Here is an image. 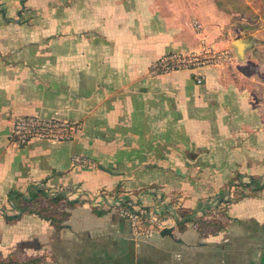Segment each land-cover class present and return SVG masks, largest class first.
<instances>
[{
	"label": "crops",
	"instance_id": "0c3cea01",
	"mask_svg": "<svg viewBox=\"0 0 264 264\" xmlns=\"http://www.w3.org/2000/svg\"><path fill=\"white\" fill-rule=\"evenodd\" d=\"M232 18L216 0H0V264H264V188L235 197L264 182V49ZM204 49L234 56L151 72ZM22 115L81 126L16 146ZM31 186L62 197L60 226L6 219ZM117 192L171 234L94 210Z\"/></svg>",
	"mask_w": 264,
	"mask_h": 264
},
{
	"label": "built area",
	"instance_id": "2783aa9c",
	"mask_svg": "<svg viewBox=\"0 0 264 264\" xmlns=\"http://www.w3.org/2000/svg\"><path fill=\"white\" fill-rule=\"evenodd\" d=\"M230 57L231 50L229 49H204L201 52L189 54L170 53L153 61L151 72L166 73L181 69L192 70L203 65L220 64ZM197 82L201 83L202 78H197ZM80 126V123L76 121L43 119L34 115L16 116L13 120L10 140L16 146L24 145L33 139L68 140L74 137ZM74 161L83 163L85 159L81 156H75ZM123 203H126L127 207L122 206ZM93 204L120 211L124 217L131 221L135 235L152 236L162 228L163 220L157 212L135 204L123 193L107 196L99 203L93 201Z\"/></svg>",
	"mask_w": 264,
	"mask_h": 264
},
{
	"label": "rangeland",
	"instance_id": "374dc122",
	"mask_svg": "<svg viewBox=\"0 0 264 264\" xmlns=\"http://www.w3.org/2000/svg\"><path fill=\"white\" fill-rule=\"evenodd\" d=\"M219 6L225 8L232 15L233 26L237 29L244 28L247 37H253L256 42L263 45L264 49V0H216ZM253 33V34H250ZM234 53L231 52V58ZM231 58L226 61L231 62ZM224 62V61H223ZM212 65V64H209ZM184 70V69H181ZM86 162V161H85ZM84 162V163H85ZM40 195L34 202H30L29 206L35 210L41 211L46 215H59L55 213V206L59 205L62 197ZM60 199V200H59Z\"/></svg>",
	"mask_w": 264,
	"mask_h": 264
},
{
	"label": "trees",
	"instance_id": "16d2710c",
	"mask_svg": "<svg viewBox=\"0 0 264 264\" xmlns=\"http://www.w3.org/2000/svg\"><path fill=\"white\" fill-rule=\"evenodd\" d=\"M240 185L242 186L243 189L236 193V196H235L236 198H239V197H242L248 194L257 193L264 188V182L260 183L256 181V179L254 178H251L248 183L241 182ZM248 187H250V192L246 191V188ZM40 195H46V192L43 191L42 189H39L37 187H32V186L29 187L27 195L18 190H11L8 194L9 201L13 205V208L17 210V212L12 215L6 214L5 215L6 219L8 221H15L19 219L23 213L30 212V213H36L40 217L49 219L54 225L60 226L64 222V220L68 218L69 216L68 212H63L61 215H46V214H43L41 211L35 210L31 206H29V203L36 201ZM54 200L57 201L58 196H56ZM75 203L76 201L71 202V205H74ZM122 206L127 207V204L123 203ZM109 209H112V208L103 209V207H99V206L94 207V210H98L100 213L103 212L104 210H109ZM35 261L37 260H30L29 262L33 263Z\"/></svg>",
	"mask_w": 264,
	"mask_h": 264
},
{
	"label": "water",
	"instance_id": "95a60500",
	"mask_svg": "<svg viewBox=\"0 0 264 264\" xmlns=\"http://www.w3.org/2000/svg\"><path fill=\"white\" fill-rule=\"evenodd\" d=\"M236 46L238 48V51L240 54L243 53V48L245 47V43L241 40H237L236 41ZM172 229L168 228V227H164L163 229H161L160 234L161 235H165V234H171Z\"/></svg>",
	"mask_w": 264,
	"mask_h": 264
}]
</instances>
